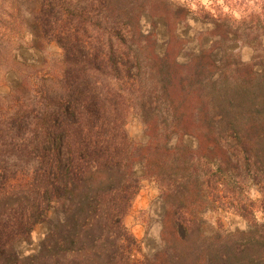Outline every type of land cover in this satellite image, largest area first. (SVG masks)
I'll list each match as a JSON object with an SVG mask.
<instances>
[{"label": "trees", "instance_id": "1", "mask_svg": "<svg viewBox=\"0 0 264 264\" xmlns=\"http://www.w3.org/2000/svg\"><path fill=\"white\" fill-rule=\"evenodd\" d=\"M190 1L195 10L187 0H9L0 39L21 23L33 48L55 42L61 55L53 74L11 68L0 96V264H264V223L204 226L215 202L251 218L238 196L247 178L264 203V0ZM148 13H170L171 34L188 17L206 24L198 53L145 54ZM132 116L142 141L127 131ZM144 178L162 184L166 203L153 254L123 221ZM48 219L37 249L19 254Z\"/></svg>", "mask_w": 264, "mask_h": 264}, {"label": "rangeland", "instance_id": "2", "mask_svg": "<svg viewBox=\"0 0 264 264\" xmlns=\"http://www.w3.org/2000/svg\"><path fill=\"white\" fill-rule=\"evenodd\" d=\"M168 1L171 3V0ZM172 1L185 4V0ZM187 1L189 3L195 2ZM205 2L206 0H201V3ZM190 7L193 10L196 9L194 3ZM12 13L13 11L9 7V0H0V25L11 22ZM168 15L166 19L152 13L144 15L140 20V35L137 37V41L145 51V54L149 48L153 47L161 55L168 47L170 57L167 60H171L172 48V54L175 55L176 61H188L199 51V42L196 38L200 31L206 30V24L200 23L193 16L188 17L186 22H182L175 33L171 34L173 26H171V14L169 13ZM232 16L239 18L238 12L235 11ZM183 23H186V25H183ZM175 34L178 35L180 41L174 37ZM9 36H11L9 39L8 37L0 39V43L3 41L2 56L0 55V96L7 93L10 84L14 81V75L9 71L11 68L30 77L37 74H53L58 71V61L61 55V49L55 42H45L41 49L33 48L31 43L32 36L21 23L19 24L18 34H10ZM240 52L243 58L247 57L248 49L242 48ZM23 61L29 65H23ZM127 131L137 141L144 139L142 124L136 116L129 118ZM261 186L262 184H259L258 180L247 178L245 184L238 189L240 192L238 196L243 200L240 206L247 204V198H250L249 203L252 205L253 210L251 218H243L235 213L233 209L226 207L225 203L215 202L210 206L209 211L205 213L204 219L207 223L204 226L210 231L232 233L245 231L253 223H264V203L262 201ZM162 189V184L156 179L144 178L140 182L137 195L134 197L129 211L123 219L125 226L136 239L141 254H153L162 245L161 232L166 212ZM50 224L51 221L48 219L36 225L28 239L16 244L18 253L28 255L34 252L49 230Z\"/></svg>", "mask_w": 264, "mask_h": 264}]
</instances>
